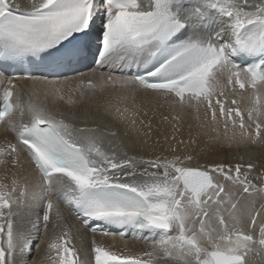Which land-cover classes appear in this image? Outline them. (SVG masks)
<instances>
[{
	"label": "snow or ice",
	"instance_id": "obj_1",
	"mask_svg": "<svg viewBox=\"0 0 264 264\" xmlns=\"http://www.w3.org/2000/svg\"><path fill=\"white\" fill-rule=\"evenodd\" d=\"M184 3L30 0L13 6L11 0H0V60L36 58L40 70L59 75L74 72L91 55L94 67L79 77L61 81L28 73L27 78L59 94L64 84L83 85L85 76L95 77L99 71L101 87L151 93L173 107L195 100L205 106V120L223 121L229 146L264 143V91L259 87L264 85V60L242 66L233 59L264 53V0H191L188 8ZM210 10L228 22L206 35L203 29L214 19ZM98 13L102 30L94 37ZM133 64L136 74L114 75L115 69ZM104 68L109 71H100ZM96 86L87 80L88 88ZM236 89L252 90L249 107L242 109L237 99H228ZM3 101L0 119L7 120L5 130L14 134V142L0 146V164L15 166L24 156L34 166L39 182L31 198L42 203L43 214L31 227L39 233L42 224L46 236L50 225L53 229L48 240L37 245L38 251L42 244L47 248L33 264H249L253 245L264 248V222L258 224V217L264 216V172L255 177L259 186L253 183L252 162L193 166L194 156L176 155L175 148H170V156H117L104 151L94 136L83 135L93 130L75 129L23 100L16 77L7 78ZM116 111L125 121V113L137 115L128 109ZM12 114L19 119H10ZM16 190L15 179L0 182V264H20L17 250L31 243V235L19 232L13 220ZM61 205L73 210L82 227L101 222L158 232L159 238L152 239L147 250L122 252L97 240L96 234L123 238L124 232L92 227L89 261L73 243Z\"/></svg>",
	"mask_w": 264,
	"mask_h": 264
},
{
	"label": "bare ground",
	"instance_id": "obj_2",
	"mask_svg": "<svg viewBox=\"0 0 264 264\" xmlns=\"http://www.w3.org/2000/svg\"><path fill=\"white\" fill-rule=\"evenodd\" d=\"M260 2V0H249V3ZM30 3L29 1L25 4ZM13 4H16L13 2ZM218 21L228 22L223 16H218ZM223 26V23L221 27ZM220 29V26H218ZM216 29V25H215ZM27 86H36L47 89L49 92V86L42 83L38 84L34 81L27 82ZM71 94L67 96L61 102L52 100L57 104V119H63L66 123H72L75 129H89L90 127H96L98 132L102 135L104 132V126L110 125L113 129L117 128L119 136L125 140L130 147H135L136 151H139L141 155H150L155 152L159 155H171L170 148H175L176 155L181 157L185 155V148L191 149V153L197 154V156L208 158L210 162H223L235 164L252 162L255 165V171L252 173V177H256L262 171L264 172V143H247L244 145L229 144L225 140V128L223 121H217L215 124L206 120H201L202 129L199 131L195 128L194 116L205 113V106L197 105L196 101L189 100L183 107L179 105L173 107L170 103L163 98L157 99L154 96L148 95L144 105L140 108L134 107V111L138 113L137 117H130V120H135V124L131 122L118 123L120 119L117 108L120 112H124L121 108L123 104L142 102L148 93L142 91L137 94L135 89H122L118 86H102L99 90L84 91L81 97L76 96V87L73 83L69 84ZM261 91H264V85L259 86ZM48 94V93H47ZM50 95V94H49ZM52 95H50L51 99ZM229 97L238 98L239 106L242 109L247 108L248 102L252 98V90H239L236 89L233 95ZM228 97V99H229ZM149 100V102H148ZM116 105L117 107L113 106ZM145 113H147L145 115ZM149 116V121L156 128L149 130V133L145 130L141 123L143 116ZM203 115V114H202ZM167 116V121L164 117ZM178 117V119H173ZM102 123V126H101ZM7 123L5 119L0 124V146L6 145L9 141L14 142L13 136L9 131H6ZM117 125V126H115ZM200 127V126H199ZM231 128V126H229ZM151 128V127H150ZM127 129L131 132V135L127 136V133L122 132ZM199 129V128H197ZM88 132L83 133L87 135ZM228 135H231V131H228ZM173 136L175 139H173ZM188 140V144L185 141ZM191 140L195 141V145L192 147L189 143ZM190 141V142H189ZM202 148V152L201 149ZM190 152V151H189ZM137 154V153H135ZM225 156V158H224ZM245 157V158H244ZM197 160V158H196ZM193 160V166L199 164L204 165L201 161ZM202 160V159H201ZM206 164V163H205ZM17 181V190L14 192V198L16 204L13 206V220L16 224V228L19 232L28 233L31 235V243L22 252L18 249L16 258L20 261V264H33L39 256L43 255L47 248V243L42 244L38 251L37 245L41 244V240H48V237L53 234L51 225L49 226V232L46 236L43 232L42 224L39 233L34 230L31 225L38 217L42 216L43 208L42 203L33 201L31 198V192L33 187L39 182V175L34 166L21 156L18 165L13 166L11 163L0 164V182L5 184H11L12 180ZM256 180V178H255ZM254 182L259 185V181ZM253 182V183H254ZM27 193L22 195L24 190ZM259 200V198H258ZM263 202V201H260ZM243 204V202H241ZM259 206V203L257 204ZM64 209V222L69 229L72 230L74 237L73 243L80 250L82 258L91 261V240L93 234L91 228L82 227V221L64 205H61ZM23 214V215H21ZM258 222H261V217H258ZM246 226V224H245ZM60 229H56L59 231ZM258 234V233H254ZM97 240H102L106 245H111L117 251L128 252H141L147 250L151 241L147 243L140 242L136 237L130 239L116 237H102L99 232L96 234ZM258 251H256V250ZM249 264H264V248H261L258 244L253 245V250L250 253Z\"/></svg>",
	"mask_w": 264,
	"mask_h": 264
},
{
	"label": "rangeland",
	"instance_id": "obj_3",
	"mask_svg": "<svg viewBox=\"0 0 264 264\" xmlns=\"http://www.w3.org/2000/svg\"><path fill=\"white\" fill-rule=\"evenodd\" d=\"M250 106V105H249ZM186 107V106H185ZM184 108V107H183ZM203 114V115H202ZM202 114H198V115H195L194 116V118H195V120H193L194 122H195V128H196V130L197 131H199L200 129H202V124H201V120H205V118H204V114L205 113H202ZM149 119V116L147 115V116H143L142 117V121H143V126H144V128H145V130L147 131V133H149V130H152L153 131V129H155L156 127L155 126H153L152 124H151V128H149L148 127V125L147 124H149V123H147V120ZM167 121V120H166ZM206 121H208V122H211V120L209 119V120H206ZM117 125H118V123H116ZM117 125H115V126H117ZM200 126V127H199ZM119 126H117L116 127V130H117V128H118ZM197 128H199V129H197ZM118 129H120V127L118 128ZM201 131V130H200ZM192 141L193 140H191V142L189 143L192 147L195 145V143H192ZM185 143L186 144H188V140H186L185 141ZM201 150V152H202V148L200 149ZM190 151V152H189ZM192 151H191V149H188V147L187 148H185V152L184 153H186V154H192L193 156H194V159L193 160H196V158H197V160L196 161H201V163H203V164H205V163H207L208 161H210V159H209V157L208 158H205V157H202L201 159H200V157L199 156H197V154H194V153H191ZM224 158H225V156H224ZM245 158V157H244ZM240 161V160H239ZM239 161H234L235 163H238ZM263 172V171H262ZM261 172V173H262ZM252 179H253V182H254V180H255V177L253 176V177H251ZM256 181V180H255ZM255 183V182H254ZM258 184H260V183H258ZM259 186V185H258ZM264 202V201H263ZM21 215H23V214H21ZM261 222H264V216H262L261 217ZM260 222H258V224H259ZM259 232V228H258V226H257V228H256V232L255 233H258ZM256 250V249H255ZM256 251H258V250H256ZM259 252V251H258Z\"/></svg>",
	"mask_w": 264,
	"mask_h": 264
}]
</instances>
